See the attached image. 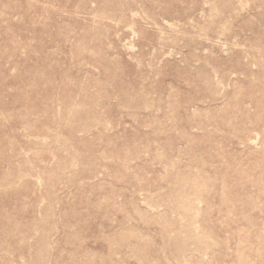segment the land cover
Wrapping results in <instances>:
<instances>
[{"label":"rangeland","instance_id":"obj_1","mask_svg":"<svg viewBox=\"0 0 264 264\" xmlns=\"http://www.w3.org/2000/svg\"><path fill=\"white\" fill-rule=\"evenodd\" d=\"M0 264H264V0H0Z\"/></svg>","mask_w":264,"mask_h":264}]
</instances>
